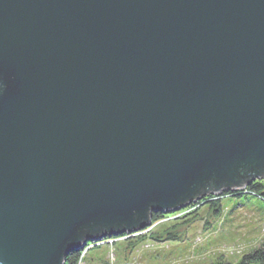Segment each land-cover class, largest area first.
<instances>
[{
  "label": "water",
  "instance_id": "95a60500",
  "mask_svg": "<svg viewBox=\"0 0 264 264\" xmlns=\"http://www.w3.org/2000/svg\"><path fill=\"white\" fill-rule=\"evenodd\" d=\"M263 178L264 0H0V264Z\"/></svg>",
  "mask_w": 264,
  "mask_h": 264
},
{
  "label": "rangeland",
  "instance_id": "374dc122",
  "mask_svg": "<svg viewBox=\"0 0 264 264\" xmlns=\"http://www.w3.org/2000/svg\"><path fill=\"white\" fill-rule=\"evenodd\" d=\"M202 200L163 214L135 235L89 242L78 264H211L219 258L239 264L264 238V201L249 194L226 196L218 214L204 201L197 205Z\"/></svg>",
  "mask_w": 264,
  "mask_h": 264
},
{
  "label": "trees",
  "instance_id": "16d2710c",
  "mask_svg": "<svg viewBox=\"0 0 264 264\" xmlns=\"http://www.w3.org/2000/svg\"><path fill=\"white\" fill-rule=\"evenodd\" d=\"M249 194L252 196H256L264 201V183L263 181H254L244 187L241 190L237 191H229V192H224L220 196L218 195H209L207 197H203V200L201 202H197V205L203 203V201L214 211L215 213L220 214V202L223 197L226 196H236V197H241L242 195ZM193 205V203H191ZM196 206V205H195ZM194 206V207H195ZM163 216V213H153L151 217V222H157L160 220ZM144 231V230H142ZM140 233V232H139ZM132 235H135L132 234ZM129 237V235L123 234L120 236V238L124 237ZM167 239H172V240H180V237L176 234L170 235L166 237ZM113 239V236H112ZM88 247V244L85 246V248ZM85 249H77L71 251L66 259L64 264H78L79 261L82 258V254H84ZM264 263V238L259 244L258 248L255 249L254 251L243 255V257L240 260L239 264H249V263ZM211 264H230L226 261H224L222 258H219L216 262L211 263Z\"/></svg>",
  "mask_w": 264,
  "mask_h": 264
}]
</instances>
